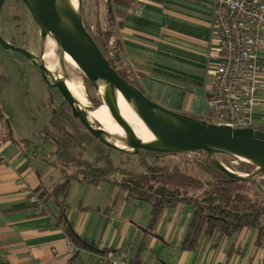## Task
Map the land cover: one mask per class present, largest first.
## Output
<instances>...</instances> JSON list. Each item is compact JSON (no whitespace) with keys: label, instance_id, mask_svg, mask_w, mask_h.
<instances>
[{"label":"crops","instance_id":"0c3cea01","mask_svg":"<svg viewBox=\"0 0 264 264\" xmlns=\"http://www.w3.org/2000/svg\"><path fill=\"white\" fill-rule=\"evenodd\" d=\"M212 4L213 0L114 2L118 56L127 76L157 103L205 120V94L218 61ZM257 56L261 77L255 97L260 104L250 120L252 127L264 128V48ZM0 114V264H130L138 245L144 248L143 264H264L263 219L261 233L243 227L230 235L204 234L194 249L182 250L179 244L193 210L189 204L164 209L149 233L145 229L150 205L127 196L113 181L72 180L64 198L52 197V188L62 180L61 166L39 156L34 144L12 137L5 113ZM29 192L44 202L42 212L28 202ZM125 249L124 261L118 252Z\"/></svg>","mask_w":264,"mask_h":264},{"label":"water","instance_id":"95a60500","mask_svg":"<svg viewBox=\"0 0 264 264\" xmlns=\"http://www.w3.org/2000/svg\"><path fill=\"white\" fill-rule=\"evenodd\" d=\"M3 2L4 0H0V13ZM21 2L36 24L40 38L46 41V38L50 37L62 53L68 54L76 63L96 91L101 104L108 108L110 115L122 128L123 135H112L100 124L96 126L95 122L89 120L86 110L80 108L78 101L66 87V76H55L46 68L42 58L43 50L36 56L1 35L0 45L5 50L23 55L40 72L45 84L56 88L69 105L72 116L103 145L133 155L148 152L171 155L204 152L218 170L232 179L255 181L257 176L264 174V129L215 124L203 118L168 109L146 96L110 65L86 30L81 14L82 0H78L76 10L65 0ZM115 91L122 95L136 117L144 124L152 135V140L144 142L131 133L114 102ZM96 108L88 106L90 110ZM217 155L232 156L252 165L254 169L249 174L234 172L225 166Z\"/></svg>","mask_w":264,"mask_h":264},{"label":"rangeland","instance_id":"374dc122","mask_svg":"<svg viewBox=\"0 0 264 264\" xmlns=\"http://www.w3.org/2000/svg\"><path fill=\"white\" fill-rule=\"evenodd\" d=\"M105 4L106 0H82L81 14L84 20L90 24L91 30H93V26L96 28L93 23L96 19L101 27L106 26ZM23 7L21 0H4L0 13V35L4 39H9L14 45H25L33 53H37L39 46L41 50H46V41L40 38L36 24L26 8ZM18 8H23L25 11H20ZM108 49L109 47H107V51ZM54 57L58 69L52 73L67 75L69 66L62 58L61 49L56 45ZM26 62L23 55L5 50L0 45V72L3 75V79L0 80V105L5 113L7 129L12 137L24 144H34L33 151L36 150L39 156L46 155L49 161L59 166L56 154L54 156L51 154L53 144L46 141L45 135L50 137L52 133H58V130L54 128L57 124L54 121L49 122V119L51 113L58 109L62 100L53 89L47 91L45 82L41 80L37 71ZM73 74L75 79L80 81L87 105L90 106L91 99L99 102L100 98L94 88L84 82V74L80 70H76ZM128 80L132 81L130 78ZM100 103L97 108L102 106ZM91 104L93 103L91 102ZM58 129L61 131V127ZM100 143L94 137L91 140L86 138V141L77 148L76 157L93 161L97 152L96 146L101 147ZM20 144L24 148V145ZM103 147L108 152L111 161L112 169L109 178L116 182L134 179L145 187L152 183L154 186L163 185L180 196H182L181 192H184L191 196L192 200L200 199L206 190L215 187L217 190L222 188L232 189V191L240 190L249 196H252L257 190L252 184H230L228 180H223L212 172H206L205 170L208 169L207 154L203 152L165 156L145 154L142 156L120 152L105 145ZM217 158L234 172L244 174L247 173L244 171L253 170L248 169L247 166L241 164L242 161L232 156L217 155ZM73 169L69 168L66 171L73 173ZM256 180L264 181V174L257 176ZM257 198L258 202L263 201L264 205V197L258 195Z\"/></svg>","mask_w":264,"mask_h":264},{"label":"trees","instance_id":"16d2710c","mask_svg":"<svg viewBox=\"0 0 264 264\" xmlns=\"http://www.w3.org/2000/svg\"><path fill=\"white\" fill-rule=\"evenodd\" d=\"M118 1L120 0H106V26L101 27L96 19L95 22H93L95 23L96 28L93 26V30H91L90 24L84 20L83 15L82 19L86 30L91 34L102 54L108 59L110 65L113 66L123 78L129 81V77L122 66V60L118 56L120 48L115 33L117 22L114 10V2ZM110 36H114L115 38V51L113 58L108 55L107 51L108 39ZM1 78H3V76L0 73V79ZM84 82L92 87L85 77ZM129 82L133 83V81ZM98 103H100V100L99 102L93 100L94 107H97ZM2 111L3 109L0 105V113ZM52 118L58 120L56 127L53 126L58 130V133H52L50 137L45 135V139L53 144L54 155L56 154L58 163L60 164L61 171L63 173L61 182L57 183L50 192L52 197L57 199L59 196H62L64 198L72 180H79L82 183L87 182L92 184H99L102 181H113L118 185L120 190L127 193V196L143 200L150 205V218L148 226L145 229L149 233L153 232V229L158 221V217L164 209L174 207L179 203L189 204L193 207V210L187 230L185 231L179 244L182 250L194 249L197 246L200 237L204 234L209 235L214 232H220L221 234L230 235L239 231L243 227L256 228L260 233L263 232V225L261 221L264 218V205L263 201L258 202L257 197L258 195L264 197V181L259 182V180L256 179L255 181L232 179L218 170L207 157L206 163L208 165V169L205 170L206 172H212L219 178L228 180L230 184H252L255 189H257L255 190L256 192L253 193L252 196H249L240 190L232 191V189L225 188L217 190V187H215L210 190H206L200 199L192 200L190 198L191 196L186 195L184 192H181L182 196H180L177 192H174L170 188L164 187L163 185L154 186L152 183L145 187L134 179L131 181L123 180V182H116L109 178L110 171L112 169L111 161L109 159L108 152L104 150L101 143V147L99 145L96 146L97 152L93 161L76 157L77 148L86 141V138L89 140L93 138L92 135L80 125L78 119L73 118L70 113L63 111H58V113ZM58 127H61V131H59ZM156 154L158 153H147V155L150 156H156ZM160 154L163 156L171 155L167 153ZM241 164L247 166L248 169H254L253 166L248 163L242 162ZM69 168H74V172L68 173L66 170ZM252 171H244L247 172L244 174H249ZM40 202L43 205V208L39 212H42L45 207L44 202L41 200ZM82 246L95 250L93 246L85 243H83ZM141 246L142 245H138L136 252H131L130 264H143L140 259V252L144 248ZM118 253L120 255L122 253L125 254V257L122 258V260H127V249L119 250Z\"/></svg>","mask_w":264,"mask_h":264},{"label":"built area","instance_id":"2783aa9c","mask_svg":"<svg viewBox=\"0 0 264 264\" xmlns=\"http://www.w3.org/2000/svg\"><path fill=\"white\" fill-rule=\"evenodd\" d=\"M211 27L218 36V61L205 94L210 113L206 120L251 126L250 114L260 104L255 93L261 77L257 51L264 48V0H213ZM113 42L110 36V57L114 56ZM26 198L36 210L43 208L36 194L29 192ZM67 245L73 248L71 242Z\"/></svg>","mask_w":264,"mask_h":264},{"label":"bare ground","instance_id":"6f19581e","mask_svg":"<svg viewBox=\"0 0 264 264\" xmlns=\"http://www.w3.org/2000/svg\"><path fill=\"white\" fill-rule=\"evenodd\" d=\"M65 1L75 10L77 9L78 0ZM46 46L47 48L44 51L46 52L47 58L45 59L44 64L48 71L52 73L53 71H57L58 67L56 66L54 57L55 43L50 37L46 38ZM62 58L65 63L69 66V71L67 72L66 78L67 81L65 79L66 87L68 88L70 94L78 101L80 108L86 110L89 120L92 119L93 121H96L104 128V130H106L112 135H123L122 128L115 122L113 117L110 115L108 108L104 104H102L101 107L96 108L95 110L88 109V105L86 103V99L83 94L80 81L75 79V76L73 74V72H75L76 70H80L79 67L70 58L68 54L62 53ZM55 76L61 77V75L58 74H56ZM113 95L114 102L120 112V115L126 121V124L128 125V128L131 133L136 138H139L144 142L152 140V135L148 132L144 124H142V122L136 117L131 107L127 104L122 95L118 91H115ZM116 144L121 147L119 143Z\"/></svg>","mask_w":264,"mask_h":264},{"label":"flooded vegetation","instance_id":"af4514ba","mask_svg":"<svg viewBox=\"0 0 264 264\" xmlns=\"http://www.w3.org/2000/svg\"><path fill=\"white\" fill-rule=\"evenodd\" d=\"M24 8V7H23ZM22 47H24V48H26L27 50H29L25 45H23ZM30 52H32L33 53V51H31V50H29ZM40 51H41V48H40V46L38 47V50H37V53H33V54H35L36 56H39L40 55ZM43 60H44V62H45V59L47 58V55H46V52L44 53L43 52ZM25 61H27L26 63H29L30 64V62L25 58ZM36 71H37V73L39 74V76H40V78H41V75H40V72L32 65V64H30ZM60 75V74H59ZM65 76H66V78H67V75L66 74H64ZM41 80L44 82V80L41 78ZM66 81H67V79H66ZM46 88H47V91L49 92V89H53L57 94H59V92L56 90V88H54V87H50V86H47L46 85ZM59 96L61 97V103H60V105H59V107H58V109H56L55 111H54V113H51V117H50V119H49V122H52V121H54L55 123H58V120H56L55 118H52L53 116H55L57 113H58V111H63V112H65L66 111V113H70L71 114V116H72V113H71V109H70V107H69V105L67 104V102L66 101H64V99H63V97L59 94ZM91 102L93 103V100L91 99ZM91 102H90V106L91 107H94L93 106V104H91ZM65 109V110H64ZM73 117V116H72ZM74 118V117H73ZM76 119V118H75ZM91 122H94V121H92V120H90ZM78 122H79V120H78ZM96 126H97V123L95 124ZM54 147V146H53ZM145 154H147V153H145ZM145 154H140V155H145ZM156 156H163L162 154H160V153H158V154H156ZM165 156V155H164Z\"/></svg>","mask_w":264,"mask_h":264}]
</instances>
